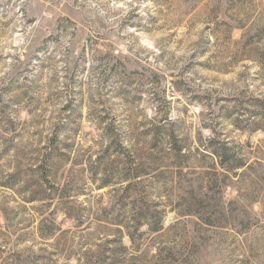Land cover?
Wrapping results in <instances>:
<instances>
[{"label": "rangeland", "instance_id": "374dc122", "mask_svg": "<svg viewBox=\"0 0 264 264\" xmlns=\"http://www.w3.org/2000/svg\"><path fill=\"white\" fill-rule=\"evenodd\" d=\"M0 264H264V0H0Z\"/></svg>", "mask_w": 264, "mask_h": 264}, {"label": "trees", "instance_id": "16d2710c", "mask_svg": "<svg viewBox=\"0 0 264 264\" xmlns=\"http://www.w3.org/2000/svg\"><path fill=\"white\" fill-rule=\"evenodd\" d=\"M222 150L224 151V154H225V152H227V148H224ZM213 151L219 157V159L221 160L222 164L228 163V160H226V158H225L223 153H219L217 150H214V149H213Z\"/></svg>", "mask_w": 264, "mask_h": 264}]
</instances>
